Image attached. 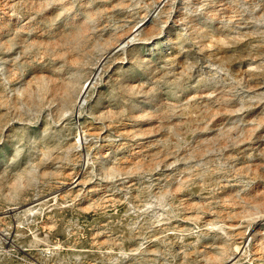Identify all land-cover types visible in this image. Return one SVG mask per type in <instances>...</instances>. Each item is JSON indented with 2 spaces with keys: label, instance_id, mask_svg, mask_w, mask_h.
Returning <instances> with one entry per match:
<instances>
[{
  "label": "rangeland",
  "instance_id": "rangeland-1",
  "mask_svg": "<svg viewBox=\"0 0 264 264\" xmlns=\"http://www.w3.org/2000/svg\"><path fill=\"white\" fill-rule=\"evenodd\" d=\"M0 264H264V0H0Z\"/></svg>",
  "mask_w": 264,
  "mask_h": 264
},
{
  "label": "bare ground",
  "instance_id": "bare-ground-1",
  "mask_svg": "<svg viewBox=\"0 0 264 264\" xmlns=\"http://www.w3.org/2000/svg\"><path fill=\"white\" fill-rule=\"evenodd\" d=\"M159 5H161V4H159ZM147 19H148V20H147ZM145 21H146V22H145ZM143 22H145V23L142 24L141 26H139V25H140V24H139V25H138L136 28H134L133 31L127 36V38H126V39L128 40L127 42H129V41L131 42V41L137 36L138 32H140V29H141L144 25H146L148 22H150V21H149V17L145 18V19L143 20ZM143 22H142V23H143ZM124 40H125V39H124ZM156 44H157V43H156ZM123 46H124V41H121V42L118 43V45H117L118 48L123 47ZM115 49H116V48H115ZM155 49H156V48H155ZM89 84H90V83H89ZM88 88H89V87H88ZM88 88H87V90H88ZM87 90L85 89V91L79 96V98H80V99H79V100H80L79 102H80V103L83 101V98L85 97V94H86ZM78 180H79L78 178L75 179V183L78 182Z\"/></svg>",
  "mask_w": 264,
  "mask_h": 264
}]
</instances>
